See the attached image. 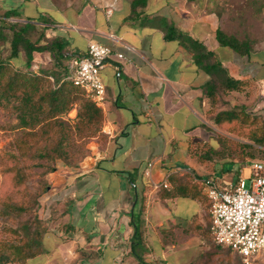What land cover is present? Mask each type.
<instances>
[{
    "label": "crops",
    "instance_id": "0c3cea01",
    "mask_svg": "<svg viewBox=\"0 0 264 264\" xmlns=\"http://www.w3.org/2000/svg\"><path fill=\"white\" fill-rule=\"evenodd\" d=\"M134 1L0 0V12L15 10L16 21L35 24L46 39L64 42L73 56L84 54L89 42L123 56L109 58L100 72L104 140L91 141L78 164L57 163L47 174L40 201L47 225L43 250L26 264H134L131 216L141 191L151 248L145 261L186 264L200 243L198 233L209 229L203 188L202 200L160 199L158 190L162 184L172 187L169 176H228L205 175L192 153L205 143L217 146L219 130L209 123V111L243 109L264 118V35L261 45L238 54L218 44L220 20L201 0H143L133 6ZM180 32L211 51L238 89L223 91L216 82L209 96L211 76L178 38L166 37Z\"/></svg>",
    "mask_w": 264,
    "mask_h": 264
},
{
    "label": "trees",
    "instance_id": "16d2710c",
    "mask_svg": "<svg viewBox=\"0 0 264 264\" xmlns=\"http://www.w3.org/2000/svg\"><path fill=\"white\" fill-rule=\"evenodd\" d=\"M142 3L143 0H135L133 6ZM15 10H4L0 12L1 19H15ZM2 26L0 25V38H2ZM11 32L10 54L8 57L15 58L22 47L25 52V66L28 67L33 59L34 52L48 51L51 54L52 65L49 70L40 73L31 72L28 68L21 70L10 65L7 58L0 57V99H14L18 103L19 122L24 129L16 141V148L23 158L37 157L40 159H60L66 164H72L80 159L84 153V143L89 137L97 141L104 140L102 125L104 114L102 109L85 96L83 91L66 80V64L64 60L73 55L67 52L65 43L56 38L46 39L40 28L31 22L14 21L9 25ZM35 34L32 41L30 36ZM167 38H178L180 42L191 51L194 62L205 70L210 76L208 95H212V86L217 82L222 85L223 91L238 89V82L233 81L226 75L225 69L217 62L213 53L199 41L183 33L167 34ZM215 38L220 46L228 47L238 54H247L251 49L247 40H240L236 36L225 33L217 28ZM44 41L43 43H40ZM62 68L63 74L55 70ZM49 76L52 80H49ZM77 104L76 122L71 132L58 118L67 113ZM208 119L212 124L229 133L246 139L248 142H237L228 137L217 134L215 149L211 144L205 143L201 147L193 148L192 153L199 160L212 155H220L221 143L228 154L236 155L241 161L245 158L257 156L264 159V118L249 113L243 109H227L221 111H209ZM44 143V145H41ZM250 150V153L246 151ZM254 151V152H251ZM261 154V155H258ZM261 159V160H262ZM260 160V159H253ZM52 169V168H51ZM11 181L14 185H21L24 177L22 166L18 163L9 167ZM168 181L171 188L161 187L158 190L160 199L175 196H188L193 199L202 200V184L189 177L169 176ZM22 202L13 200L8 193L2 200L3 211L20 212L26 206ZM147 204L144 193L137 192L135 210L131 216L133 228L130 244V253L135 259L134 264H149L144 257L148 253V245L145 238L142 214ZM208 203L206 205V209ZM34 230L32 234L22 237L17 243L0 246V264L25 263L41 251V239L46 232V226L38 218L33 219ZM209 232V229L207 230ZM217 245V244H216ZM226 248V247H225ZM230 251L228 248H226ZM231 252V251H230ZM224 264H229L224 263Z\"/></svg>",
    "mask_w": 264,
    "mask_h": 264
},
{
    "label": "rangeland",
    "instance_id": "374dc122",
    "mask_svg": "<svg viewBox=\"0 0 264 264\" xmlns=\"http://www.w3.org/2000/svg\"><path fill=\"white\" fill-rule=\"evenodd\" d=\"M191 1L194 2L199 0ZM201 3L202 8L205 7L208 12L217 13L220 20V28L225 33L234 35L240 40L249 41L251 47L253 45L262 44L264 35V0H201ZM204 3L206 6H204ZM14 21L16 20L0 18V25L2 26L0 57L7 58L11 66L21 70L28 68L31 72L36 73L49 70L52 62L50 61L51 54L48 51L34 52L33 59L30 61L28 67L25 66V52L22 47L17 57H8L10 54L9 42L11 38L9 25ZM35 36V34H32L30 39L33 41ZM49 61L51 65H49ZM55 71L61 75L64 72L62 68ZM48 78L52 80L51 76ZM76 113L77 104L58 118V120L71 132L76 122ZM209 123L219 130V132H216V135L221 134L240 143L248 142L246 139L229 133L227 129L215 126L210 120ZM23 131L24 129L19 122L17 101L12 98L7 100L0 99V246L17 243L22 237L32 234L34 230V217L44 223L47 231L46 222L40 216L41 197L45 193L48 185L46 178L47 174L53 170L57 163L73 166L81 162L89 154V143L96 140L93 137L87 138L84 143V155L72 164H66L60 159L52 161L50 159H40L34 156L25 159L20 155L15 145ZM210 134L214 135L215 133L211 132ZM220 143L222 150L224 149L225 151L219 154L224 156L212 155L200 161L205 166L206 170L204 174L207 176H214V174L220 172L222 174L227 173L228 176L236 175L238 171L251 160L262 159V157L257 156L251 159L245 158L244 161H241L238 156L232 154L230 156V154L226 152L227 150L224 147L223 140L222 142L220 141ZM41 145H44V143ZM213 147L215 149L219 148L216 145H213ZM246 152L247 153H244V155L250 153V150ZM258 155L261 154L258 153ZM262 160L264 161V159ZM17 163L22 166L24 177L23 183L18 186L12 183L11 174L9 173V167ZM185 176L188 177L187 175ZM8 193H11L13 200L18 203L22 202L24 199L23 204L26 206L24 211H3L2 200H4ZM206 205L207 199L205 202V209ZM198 237L200 243L192 247L191 255L186 261V264H224L227 262L229 264H244L240 256L228 251L225 247L216 245L206 227L198 233ZM148 248V253L145 255L146 258L151 253L150 246H148ZM42 250L41 243L40 253L32 258H28L26 262L40 255ZM69 251H71V249L66 250V254ZM26 262L20 264H26ZM6 264L12 263L7 262ZM64 264L71 263L66 262ZM248 264H264V256H258Z\"/></svg>",
    "mask_w": 264,
    "mask_h": 264
},
{
    "label": "built area",
    "instance_id": "2783aa9c",
    "mask_svg": "<svg viewBox=\"0 0 264 264\" xmlns=\"http://www.w3.org/2000/svg\"><path fill=\"white\" fill-rule=\"evenodd\" d=\"M111 57L123 59L111 48L89 42L84 54L67 60L64 78L99 106L105 100L100 72ZM114 69L119 77V67ZM194 180L202 184L208 202L209 234L214 243L240 256L244 264L264 256V161L251 160L236 175Z\"/></svg>",
    "mask_w": 264,
    "mask_h": 264
}]
</instances>
